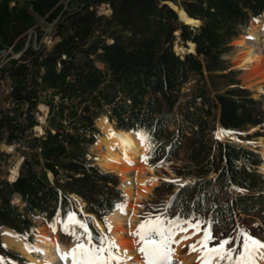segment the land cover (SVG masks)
Returning <instances> with one entry per match:
<instances>
[{
	"label": "trees",
	"instance_id": "1",
	"mask_svg": "<svg viewBox=\"0 0 264 264\" xmlns=\"http://www.w3.org/2000/svg\"><path fill=\"white\" fill-rule=\"evenodd\" d=\"M6 1H0V42L5 45L32 23L21 7L7 8ZM103 1L111 8L106 17L89 8ZM159 1L77 0L74 12L56 23L58 40L49 49H24L26 61L10 65V106L0 112V139L20 142L29 151L13 179L0 176V224L28 240L38 219L53 225L59 215L63 228L71 213V193L81 196L86 211L98 218L113 209L121 198L119 176L87 157L98 134L95 118L104 114L119 129L144 134L152 145L150 160L157 164L177 158L188 139L185 160L172 165L176 178L162 181L169 193L167 216L189 220L205 214L227 236L243 215L264 221L260 152L209 134L207 126L217 104L224 136L250 127H255L253 135H264L261 97L238 83L222 57L249 20L264 11V0H172L200 21L179 26L180 38L195 47L182 56L173 49L175 13ZM56 2L32 0V6L42 14ZM204 69L227 87L211 98L197 82L181 99L180 86L192 73L201 81ZM43 92L49 109L42 133L35 135L31 125ZM13 194L23 203L20 208L11 202ZM88 229L100 236L89 220ZM0 254L19 257L1 246Z\"/></svg>",
	"mask_w": 264,
	"mask_h": 264
},
{
	"label": "rangeland",
	"instance_id": "2",
	"mask_svg": "<svg viewBox=\"0 0 264 264\" xmlns=\"http://www.w3.org/2000/svg\"><path fill=\"white\" fill-rule=\"evenodd\" d=\"M1 1V0H0ZM162 1V0H161ZM161 1H159L161 3ZM77 0H57V2L54 4V6L51 7V9L47 12L44 13H39L34 9V4H32V0H7L6 1V6L7 8H12L15 7L16 9L20 8L23 9L27 14H29L32 18V23L28 26H25V28L13 38L11 42L5 45V42L2 41L0 42V112L4 111L7 106H10L9 99L7 97V93L9 88L12 85L13 79L9 76L7 70L10 67V65H15L19 62H25L26 58H23L24 49H31V50H41L43 49H49L55 41L58 40V35H56V23L62 21L66 15L71 14L74 12V10L77 7ZM89 8H93L96 11L97 15H102V16H109L111 14V8L108 2L103 1L98 4H93ZM260 15L252 18L249 20L247 26L243 29V32L240 34V36H244L245 38H248V31L250 29V22L251 21H258L260 20ZM177 24V29L173 31L174 35V40H173V49L174 45L176 44V41L178 37H180V28L179 26L181 23ZM191 27V26H190ZM178 33V35L176 34ZM239 36V35H238ZM239 36V37H240ZM238 39L234 38L231 41V49L228 53L224 54L222 57L228 62L229 66L233 68V76L234 78L238 81L240 85L244 86H249L251 84H256V80H245L247 73H244V70L240 68H235L234 67V56L237 54V52L241 49L238 47L235 43V41ZM97 66H103L100 63L96 62ZM217 71H214L216 73ZM200 78L196 74H190L189 78L187 81H185L179 89V95L180 98L183 99L186 97L187 94L192 93V88L197 85V82H202L203 86L205 87V90L209 94L211 98H214V94L217 91H222L224 88H226V85H223V79L221 77H217L214 74L209 75L207 70H203V76L201 77V81H197V79ZM259 85L264 86V82H261ZM252 86V87H253ZM253 93L254 96L261 97L262 103L261 107L264 109V93H256L255 90L251 87H249ZM48 94L43 92L40 94L38 101L36 102L35 105V110H34V123L31 125V133L32 134H40L43 126L46 124V116L48 113V104L46 102ZM39 104H43L44 106ZM37 108H40L39 110ZM218 114H219V109L217 104L213 105L211 107V113L207 117V126H208V132L209 134H217L220 137L221 135L220 132V124L218 121ZM39 115H42L40 117H43V120L41 118L39 119ZM102 116H98L95 118V126L98 129V134L95 137V142L90 143L88 146L87 150V157L90 158L93 163H96L98 165L99 163V158H100V152L102 150L101 147H99L97 141L98 139L103 136V132L97 125L98 122H100V119ZM38 125V126H37ZM36 126V127H35ZM39 127V129H36ZM251 128V127H250ZM250 128L246 129H241L239 131H229L228 135L225 137H228L232 140H234L236 143L242 144L244 146H249V147H256L258 150H260V147L257 146L256 142L262 138L258 137L259 135H253L252 133H248L247 131ZM28 132L25 133L27 135V139L30 138L27 134ZM258 137V138H257ZM263 139V138H262ZM31 145V143H29ZM188 144V139L185 138L182 144V147L180 149V152L178 153L177 158L168 160L163 162L162 164H157L156 162H152L150 160L149 152L151 149V146H148V151L145 157L147 159H144V163L146 166H151L154 167L156 170V178L157 182L154 184L150 190V192L144 197L140 202H138V207H137V222L133 224V228L136 229L138 222L140 221H145L143 219H152L155 220L156 217L161 218L162 224L167 227L168 222L171 221L167 217V210H166V204H167V199L169 197V193L167 192V188L162 185V181L164 179H173L176 178V174L173 171L172 165L173 164H179L186 158L187 154V146ZM99 147V148H98ZM25 145H22V143L19 144H13V143H6L2 139H0V176H6V170L11 168L15 165L17 161L20 159V151H29ZM4 152V154H3ZM2 156V157H1ZM155 165V166H154ZM99 166V165H98ZM260 166H258V169ZM260 170V169H259ZM10 173V172H9ZM212 174V173H211ZM9 176V174H8ZM7 176V177H8ZM51 176V175H50ZM119 176V175H118ZM9 179V178H8ZM159 185L158 188L156 186ZM118 187L120 188V177H119V183ZM11 198V197H10ZM123 198V197H122ZM13 197L11 198L12 202ZM72 200V198H71ZM73 201V200H72ZM14 204L17 205V207L22 206V202H18ZM73 205L71 207V214H73L76 218V220L82 222L83 224L86 225L88 220L95 224V222H100L102 226V234L104 237L109 239V225L110 222L105 219V217H102L100 221L96 219V216L93 215L90 217V219L87 220V212L86 208L84 205L77 203V200L72 202ZM104 218V219H103ZM189 221L192 225H195L196 223L199 222V230H197L194 227H189L187 224L182 225L187 229V233L179 231L177 235H175L177 241L184 244V246L181 248V251L179 252L181 257L186 256V255H191V254H196L198 260L201 262V258L203 256V253L201 251H190L189 246L190 245H197V248L200 247V245L197 243L199 240L202 239L204 235V230L207 229L211 235V239L207 243L208 248L216 247L218 246L219 242L223 239H228L231 241L229 245H226V248H240L242 241H243V236L241 235L242 232H246L248 235L253 237L254 239L264 242V221L262 218L259 216H256L254 214H246L243 215V218L238 220V224H240L236 230L233 232L232 235H222L220 233L219 226L214 223H209L207 220V216L205 214H202L199 218L195 219H189ZM59 218L57 217L56 222L54 224V229L53 227L50 226L49 223H45L42 221V219H38L36 221V225L40 226H46L48 229L52 231V233L56 236L57 240L58 236H62L64 241L66 242L65 245L66 247L71 246L74 242H76L75 238L69 234H67L64 230L59 232ZM40 224H45V225H40ZM96 226V225H95ZM37 227H35V234L32 235L35 237V235H38L37 233ZM2 227H0L1 229ZM76 229V234L80 236L84 242L86 243L85 235H84V229L79 228L78 226H74L72 230ZM57 230V231H56ZM1 233V231H0ZM195 233V234H193ZM182 236H188V239H183L181 240ZM138 239L139 237L136 236ZM158 239V237H157ZM24 240V239H22ZM36 240V238H35ZM112 240V239H111ZM0 241H1V236H0ZM25 241V240H24ZM73 241V242H72ZM26 242V241H25ZM35 242V241H34ZM60 242V241H59ZM93 243H96L93 241ZM138 243L141 244L138 240ZM28 244V243H26ZM2 245V242H1ZM3 246V245H2ZM16 253L20 254L19 257H17L15 260H11L9 258H6L4 256H0V263L1 264H29L26 258L17 250L9 248ZM22 259V260H21ZM24 260V261H23ZM179 261H174L171 264H178ZM218 264H230L229 261L227 260H218ZM113 264H116L115 261H113ZM122 264H127V259H123Z\"/></svg>",
	"mask_w": 264,
	"mask_h": 264
},
{
	"label": "bare ground",
	"instance_id": "3",
	"mask_svg": "<svg viewBox=\"0 0 264 264\" xmlns=\"http://www.w3.org/2000/svg\"><path fill=\"white\" fill-rule=\"evenodd\" d=\"M173 8L178 10L183 23L189 26H197L199 24L200 21L198 19L196 20V18L189 17L181 6H178V8L173 6ZM260 16V20L250 22V29L247 33L248 38L238 36L235 43L241 49L234 56V67L240 68L244 70V73H247L245 80L258 79L256 80L255 86H253L254 84L248 86L253 88L256 93H264V86L259 85L261 82H264V11ZM176 34L178 35V33ZM174 46L175 52L181 56L187 52H194L195 49L194 43L191 41H188V47L186 48L182 47L179 43ZM40 105L44 106L43 104ZM40 116L42 115H39V119L41 118L43 120V117ZM97 125L103 132V136L97 141L99 147L102 148L98 165L102 169L112 170L119 175L123 197L111 212L104 215L105 219L111 225L109 239L114 240L118 245L119 252L117 255H120L123 259H127V264H145L143 255L138 251L141 247V244L138 243L139 239L130 233H134L137 230V228H133V224L137 222L136 212L138 202L146 197L152 186L157 182L154 167L146 166L143 162L149 150L147 143L145 140L142 141L140 136L137 135V132L133 130L127 131L116 128L104 115ZM36 129H39V127ZM258 137L263 138H260L256 144L260 147L259 152L263 159L262 164L259 165V169L264 173V137ZM18 162L8 171L6 177L8 174L9 176L7 178H13ZM48 174L51 175L50 173ZM14 194L11 196V198L13 197L12 201L15 203L21 202L19 196ZM77 199L83 204L81 198L77 197ZM117 205L124 206L123 211ZM142 222L144 221L138 222V225ZM95 225L102 232L100 222L96 221ZM0 227H2L0 229V244L2 242L3 246L20 252L29 264H72L71 257L63 260L60 258L57 252V246L59 247L60 253H66L75 246L77 241L71 246L66 247L63 245L64 243L62 244L60 240V242L57 240L50 229L46 226H40L37 227L38 235H35V242L31 241L28 243L22 240L23 238L15 230L4 225H0ZM73 231H76V229L74 228ZM6 233L10 235H6ZM174 239L177 240L176 237ZM81 241L84 242L82 238ZM183 246L184 244H180V242L170 245L173 249V254L170 257L171 263L179 261L178 264H201L195 253L182 256L183 259L179 258L181 257L179 252ZM29 249H32V252ZM217 260V257H213L210 264H216ZM257 264H264V261H258Z\"/></svg>",
	"mask_w": 264,
	"mask_h": 264
},
{
	"label": "snow or ice",
	"instance_id": "4",
	"mask_svg": "<svg viewBox=\"0 0 264 264\" xmlns=\"http://www.w3.org/2000/svg\"><path fill=\"white\" fill-rule=\"evenodd\" d=\"M137 135L142 141L146 139L142 133H137ZM144 159L146 160L147 157ZM172 183H178V181H172ZM117 207L123 211L124 206L117 205ZM185 224L199 230V222L192 225L189 221L181 220L179 217L169 221L167 227L162 224L160 217H156L155 220L146 219L140 223L136 232L130 234L139 237L141 247L138 251L143 255L145 264H171L170 257L173 254V249L170 245L179 243L174 237L177 231H187L182 226ZM74 226L84 229L86 243L82 242L80 236L72 230ZM108 227L110 229L111 225ZM53 230L55 231L54 227ZM63 230L73 236L77 243L66 253H60L57 246V252L62 260L71 257L72 264H113V261L116 264H122L123 257L117 255L119 248L115 241L104 236L93 237L88 232L86 225L76 220L73 214H68L67 221L63 222ZM6 235L10 234L6 233ZM241 235L243 241L239 249L236 247L226 248V245L231 243L228 239L221 240L216 247L208 248L207 243L211 239V235L205 229L202 239L197 242L200 247L197 248L196 244L190 245L189 250L203 253L201 264H210L213 257H217L221 261L227 260L230 264H257L258 261H264V242L254 239L246 232H242ZM188 238V236H182L181 240ZM94 239L98 243H93Z\"/></svg>",
	"mask_w": 264,
	"mask_h": 264
},
{
	"label": "water",
	"instance_id": "5",
	"mask_svg": "<svg viewBox=\"0 0 264 264\" xmlns=\"http://www.w3.org/2000/svg\"><path fill=\"white\" fill-rule=\"evenodd\" d=\"M161 4L166 5L168 8H170V9L175 13L176 19H177V21H178L179 23H182V24H184V25H188V24L182 22L181 17H180V15H179V13H178V10L175 9V8H173V6H176V7L178 8L179 5H178L177 3H175V2L172 1V0H162V1H161ZM184 11H185V10H184ZM185 13H186L189 17H192V16H190L186 11H185ZM193 18H194V17H193ZM196 19H197V18H196ZM178 43L181 44V46L184 47V48L188 47V40H187V41H184V40H182L180 37H178V39H177V41H176V44H178ZM187 53H192V52H187ZM37 109L39 110L40 108H37ZM104 116H106V118H107L108 120H110L109 117H108L107 115H104ZM111 122H112V124L115 126V121H114V120H111ZM254 128H255V127H251L247 132L251 133V131H252ZM133 131H134V130H133ZM259 136H261V135H259ZM262 136L264 137V135H262ZM71 195L74 196L73 198H74L75 200H77L78 203H80V202L78 201V199H77V197L80 198L79 195H74V194H72V193H71ZM83 202H84V201H83Z\"/></svg>",
	"mask_w": 264,
	"mask_h": 264
},
{
	"label": "built area",
	"instance_id": "6",
	"mask_svg": "<svg viewBox=\"0 0 264 264\" xmlns=\"http://www.w3.org/2000/svg\"><path fill=\"white\" fill-rule=\"evenodd\" d=\"M15 143L18 144V142H13V144H15Z\"/></svg>",
	"mask_w": 264,
	"mask_h": 264
}]
</instances>
